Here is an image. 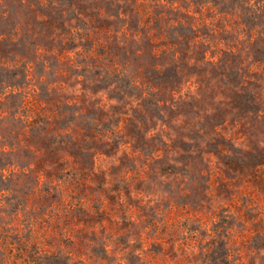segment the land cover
I'll return each mask as SVG.
<instances>
[{
  "label": "rangeland",
  "instance_id": "obj_1",
  "mask_svg": "<svg viewBox=\"0 0 264 264\" xmlns=\"http://www.w3.org/2000/svg\"><path fill=\"white\" fill-rule=\"evenodd\" d=\"M0 264H264V0H0Z\"/></svg>",
  "mask_w": 264,
  "mask_h": 264
}]
</instances>
